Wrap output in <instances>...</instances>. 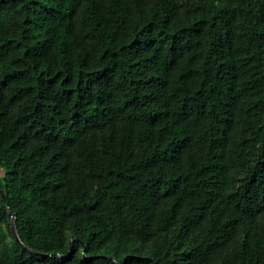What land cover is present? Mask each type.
<instances>
[{"label":"trees","instance_id":"trees-1","mask_svg":"<svg viewBox=\"0 0 264 264\" xmlns=\"http://www.w3.org/2000/svg\"><path fill=\"white\" fill-rule=\"evenodd\" d=\"M0 189V264H264V0H0Z\"/></svg>","mask_w":264,"mask_h":264},{"label":"water","instance_id":"water-1","mask_svg":"<svg viewBox=\"0 0 264 264\" xmlns=\"http://www.w3.org/2000/svg\"><path fill=\"white\" fill-rule=\"evenodd\" d=\"M0 194H1V196L4 198V195H3V193H2V190H1V189H0ZM4 200H5V198H4ZM5 203L7 204L6 200H5ZM12 231H13V232H15V231H14V226H12Z\"/></svg>","mask_w":264,"mask_h":264}]
</instances>
